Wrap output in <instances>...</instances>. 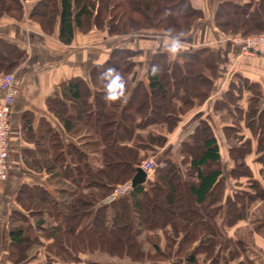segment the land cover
<instances>
[{
  "label": "trees",
  "instance_id": "obj_1",
  "mask_svg": "<svg viewBox=\"0 0 264 264\" xmlns=\"http://www.w3.org/2000/svg\"><path fill=\"white\" fill-rule=\"evenodd\" d=\"M23 1L0 0V18L5 13L16 19L22 17ZM254 4V0L242 3L220 0L215 12L216 26L245 36L263 33L264 6L253 10ZM203 16V9L192 0H38L30 12V17L46 33H53L58 24L59 39L64 44L72 43L76 30L88 31L93 25L119 36H135L152 29L161 30L162 35L169 37L191 35ZM139 53L127 46L113 48L104 63L90 70L94 90L76 77L61 84V97L48 99L50 111L67 132L78 137L79 145L69 143L66 147L60 134L50 124H44L36 149L23 152L26 167L45 172L48 177L47 186L23 183L18 190L16 201L21 210H14L9 216L10 249L16 256V264L28 258L36 259L37 255L31 256L29 251L44 236L49 240L48 264H72L79 260V253L87 251L117 254L116 245L123 248L120 251L123 256L142 260L147 252L139 237L154 229L162 231L174 243L179 238L186 250L197 243L187 255L190 264L197 262L198 253H205L210 264L228 260L224 250L229 247L225 249L222 244L231 238L222 232L212 209L220 200L218 190L225 181L222 156L217 137L205 120L196 125L189 141H183L182 152L188 155L193 179L183 180L176 163L167 159L156 167L153 178L146 179L149 188L144 181L131 186L123 196L103 202L117 185L132 181L138 173L140 157L149 145L143 141L141 131L168 123L169 119L176 120L179 115L175 114L192 108L195 97L209 96L212 78L207 70L217 73L221 61L220 50L211 47L181 52L182 63L162 50L155 51L148 55V86L140 82L134 87L138 65L134 57ZM24 54L18 46L0 37V70L16 67ZM235 76L248 90L257 91L250 96L251 102L262 99L258 83ZM202 77L204 83L199 80ZM235 84L230 86L235 88ZM110 90L116 99L107 98ZM181 91L183 95L178 98L183 102L182 107L175 111L174 97ZM248 114L257 123L259 118L264 119V108L256 106ZM262 130L260 136L264 137V124ZM153 131L148 134L150 145L163 146L167 135L158 132L154 136ZM237 149L231 147L233 151ZM252 181L257 189L259 182ZM161 194H165L174 219L164 216L159 224H148ZM249 200L252 204L254 197L249 196ZM238 204L232 205L233 212H240L236 221L247 215L243 210L246 207ZM194 213L197 224L191 221L190 226L186 217L191 218ZM254 229L260 230L261 225ZM236 244L245 247L241 238H237ZM154 247L161 254L160 245ZM247 261L253 264V259ZM85 264L113 263L89 260Z\"/></svg>",
  "mask_w": 264,
  "mask_h": 264
},
{
  "label": "crops",
  "instance_id": "obj_2",
  "mask_svg": "<svg viewBox=\"0 0 264 264\" xmlns=\"http://www.w3.org/2000/svg\"><path fill=\"white\" fill-rule=\"evenodd\" d=\"M192 1L203 9L206 17L200 24V27L196 28L185 40L169 36L149 35L139 36L122 42L110 38L107 33H98L97 30L92 29L85 34L76 30L72 43L64 44L59 39L58 24L54 32L49 35L42 30L39 24L32 23L27 18L23 21H17L9 16H5L0 20V37L18 46L25 52L16 67L10 70H0V79L4 73L9 72L14 74L18 90L12 112V166L0 208V248L1 251L4 250L2 251L4 255L0 256V260L3 261L2 264H13L6 257L10 245V237L9 226L5 218L12 211L21 210L16 201L19 188L23 183H39L47 186L48 175L45 172L38 173L27 168L23 160V152L27 149H36V140L44 131V124H50L60 134V139L66 147L69 143L79 145L78 137L67 132L62 122L50 111L48 99L54 96L61 97V84L76 77L82 78L94 90L90 79V70L94 65L104 63L109 58L113 48L127 46L140 51L137 55L138 65L135 70L136 80L134 87L140 82L148 86L147 60L150 53L162 50L168 53L171 59L182 63L179 54L183 51L202 47L220 50L221 61L219 63L217 78L214 80L213 94L209 96L203 106L190 109L185 114L180 115L181 118L186 117L187 119L182 121V124L192 123V127H194L202 120H205L211 122L213 126L214 124L216 125L214 117L218 118V110H211L207 106V102L216 103L218 100H221L224 97L223 93L228 87L229 81L232 80L231 77L234 75H240L250 79L252 82L258 83L264 97V55L242 54L238 46L216 33L213 20L208 13L215 14L218 8V1ZM174 42L179 44V48L176 51H172ZM262 99L264 100V98ZM1 100L2 93L0 91V102ZM249 101L250 97L247 98L248 103ZM70 103V101H67L68 105ZM29 127L32 129H29ZM214 127L216 129V126ZM215 133L218 139V128L215 130ZM172 136L173 134L167 135L168 143H171L173 140ZM263 152L261 151V153ZM258 159L254 160L256 162L254 164L255 167H250L252 168L254 178L264 181V162H259ZM224 234L226 237L234 238L230 233ZM255 242L259 247L264 249V237L256 232ZM30 251L31 256L37 255L35 260L41 258L40 253H37L38 249L35 247ZM240 261H243L241 257L234 264Z\"/></svg>",
  "mask_w": 264,
  "mask_h": 264
},
{
  "label": "rangeland",
  "instance_id": "obj_3",
  "mask_svg": "<svg viewBox=\"0 0 264 264\" xmlns=\"http://www.w3.org/2000/svg\"><path fill=\"white\" fill-rule=\"evenodd\" d=\"M37 1L38 0L23 1V14H22V17H20L19 19H16L12 17L11 15H8L5 13L3 14V16H1L0 20L5 16H9L10 18L15 19L17 21H23L24 19L27 18L32 23L39 24L37 21H35L34 19L30 17V12L33 9V7L36 5ZM214 1L220 2V0H214ZM230 1H236V2L242 3L243 1H246V0H230ZM254 2L255 4L252 6L253 10L260 8L261 5L264 6V0H254ZM208 14L213 20L215 30L218 35L222 36L225 39H235V38L239 39L240 41V43L238 42L239 45H236L233 42L232 43L239 47L242 54L250 53L243 49L244 47L243 45H245V42H248L249 38L258 36L260 34H264L263 32L260 34H251V35L245 36L241 32H236V33H232V31L225 32L221 28L216 26L215 14L213 13H208ZM205 17L206 16L204 14L202 21L205 19ZM198 27H200V24L196 28ZM92 29L97 30L98 33H102V32H104L105 34L107 33V35L110 38L117 40V41H122V42L132 40L139 36H149V35L164 36L162 35L161 30H157V29L147 30L142 34H138L135 36L134 35L133 36L111 35L108 32V29H104V30L99 29L95 25L91 26V28L88 31H85L86 29L82 30L81 33L85 34L91 31ZM48 34L50 35L52 33H48ZM189 36L190 34L186 36H177L174 38L179 39V40H185ZM134 59L138 60L137 56L134 57ZM5 74L7 73H4L3 75ZM207 74L210 78H212V86H211V90L209 94V96H211L213 94L214 83H215L214 80L217 78V73L212 74L211 72L207 70ZM231 79L232 80L229 81L228 87L223 93L224 97L221 100H218V102L216 103L207 102V106H209L211 110L213 111L218 110V118L214 117L216 121V125L214 124V126H216V129L211 124V122H209V124L211 125L214 135H216L217 132L215 133V130H217L218 128V139L217 140L219 143L220 152L222 156L221 166H223L224 176H225V181L221 189L218 190V195H219L220 200L217 202V204H215V206H213L212 209L214 210V212H216L214 214V217L216 219L217 224L222 229V232L226 234L230 233L234 237V238H231L230 241H226L224 242V244H222L225 249L229 247V249L224 250V253L226 257L228 258V260H221L218 262V264L219 263L220 264H234L235 261H239V257L243 259L245 264H249L247 263L248 262L247 260L249 258L253 259V264H264V249L259 247L255 242V232L259 233L261 236L264 237V196L260 197L261 194L264 195V181H259L258 179L254 178L252 168L250 167V166L255 167L254 164L256 162L254 160L256 158H259L258 159L259 162H264V154H263L264 152L261 153V151H264L263 150L264 137L260 136V133H262L263 131L262 127L264 124V119H262V117L259 118L260 126H258L259 122L257 123L252 122V119L249 117V114H248L249 111L251 109H254L256 106H258L259 108L261 107L263 108L264 100L261 99L259 102L256 100L251 102L250 100L248 103L247 98H249L252 94H256L257 91L254 90V88L253 90H248L246 86H244V82L241 81L238 76L234 75L231 77ZM199 80L204 83L203 77L200 78ZM231 83H236L235 88L233 86H230ZM239 87H241L242 89L239 90L238 89ZM182 95H183V92L181 91L179 94H177V96L174 97L173 102L176 105L175 111L179 109L178 107H182L183 102L178 98V96L180 97ZM209 96H207L206 98L205 97H202V98L195 97L194 103L191 109L193 108L196 109V108L203 106L205 101L209 98ZM262 98L264 97L262 96ZM183 114L185 113L175 114V115H179V118H176V120L169 119L168 123L165 122L162 125L157 124V125H153L149 127L148 129H143L142 131L140 130L141 134L143 135V141L145 143H149L148 149H146L143 152L142 157H140L141 158L140 165L146 161H153L156 163V167H158L161 164L163 165L165 160L171 159L173 160L174 163H176L177 165L176 169L181 174L182 179L186 181L187 179H193V172L189 170L188 155L182 152V147L184 146L183 141H189V135L191 134V132L194 131L196 126L192 127L193 126L192 123L182 124V121L187 120L186 117L185 118L180 117V115H183ZM183 130H185V132H183ZM149 131L150 132L153 131L152 135L154 136L158 135V132L164 133L165 135L173 134L172 136L173 140L171 141V143H168V140H167V142L163 146L153 145L152 147V144L150 145V140L148 138ZM232 146L233 147L237 146L239 147V149L233 151L231 150ZM243 159L248 160V163H246L248 166L244 163ZM241 163H244V164H241ZM254 170L257 172L255 168ZM154 175H155V170L149 177L153 178ZM252 180L259 182V185L257 184L258 186L257 189L253 188L254 182ZM129 183H131V181L124 183V184L117 185L113 193L119 186L121 187ZM7 185H8V182L5 186V189ZM144 185L145 187L149 188L150 186L149 181L146 180L144 182ZM5 189L1 195L0 208L2 205L3 196L5 195ZM236 191L237 193L240 191L243 193L241 195L240 194L237 195V193H235ZM123 195L124 194L117 195L115 199ZM110 196L106 197V199L103 202L109 203L107 199ZM249 196L254 197V201L252 204H250ZM157 200H158L157 206H155L153 210L154 217L152 220L147 221L148 224L149 223L159 224L163 220L164 216L166 218L174 219V217L172 216V214H170L168 210L169 206L166 204L165 194H161V197ZM236 202L240 203L238 204L239 207H241V205H244L246 207L243 210H244V214H247L246 217H243L239 219L238 221H236L235 218H236V214L238 215L240 212L232 211V205H234ZM178 204H179V200H178V203L176 204L177 210H179ZM195 213L191 216V218L186 217L187 215L185 216L190 226L192 223L191 221L197 224L198 218ZM9 216L10 214L7 215L5 218L6 223H8V226H9ZM259 224L261 225V229L255 230L254 228ZM221 225H223L224 227ZM168 228H172L171 225H168ZM210 231H212V229H210ZM33 235L31 234V236ZM237 238H241L243 239V241H245V247L242 245L236 244ZM139 239L142 241L143 248L147 252L146 255L141 257L142 260H134L127 255L123 256V254L120 253V251L123 248L116 245L115 250L117 254H110L108 252H102V251H94V252L87 251V252L79 253L78 254L79 260L76 262H73L72 264H85L86 261H89V260L108 262V263H113V264H185V263L190 264L186 261L187 255H190L193 251L194 246L197 245V243L193 244L191 248H187L186 250L185 245L181 247L179 238L177 239L178 242L175 241L174 243L172 242V240H170V238H167L163 234L162 231L156 230V229L146 230L143 234L140 235ZM40 240L41 242H38V244H36L34 247L38 249L37 253H40L41 258L39 260L38 259L35 260L33 258L29 260L28 258L17 264H48L46 245L49 243V240L47 236L40 238ZM154 244L160 245V248L162 250L161 254L158 253V250H156V248L154 247ZM218 247H219V244H218ZM130 250L136 253L133 247H130ZM209 250H212V249H209ZM2 251L0 248L1 257L4 255ZM12 253H13L12 247L10 249V245H9L8 254L6 255L7 260L12 262L13 264H16L17 261L14 260L16 256H14ZM29 253L31 255V251H29ZM237 256L239 257L237 258ZM2 263L3 261L0 260V264ZM210 263H211V260L207 259V255L205 253H198L197 262L193 264H210ZM215 264H217V262H215Z\"/></svg>",
  "mask_w": 264,
  "mask_h": 264
},
{
  "label": "built area",
  "instance_id": "obj_4",
  "mask_svg": "<svg viewBox=\"0 0 264 264\" xmlns=\"http://www.w3.org/2000/svg\"><path fill=\"white\" fill-rule=\"evenodd\" d=\"M236 45H239V39H229ZM239 42V43H238ZM243 49L250 54H264V34L254 36L245 42ZM0 91L2 100L0 102V201L1 195L8 182L11 171V133H12V112L17 97L16 78L14 74L7 73L0 79ZM140 168L146 171L147 177L151 176L156 168V163L146 161L140 165ZM131 183L119 186L115 192L107 199L111 202L117 195L127 193L131 188Z\"/></svg>",
  "mask_w": 264,
  "mask_h": 264
},
{
  "label": "water",
  "instance_id": "obj_5",
  "mask_svg": "<svg viewBox=\"0 0 264 264\" xmlns=\"http://www.w3.org/2000/svg\"><path fill=\"white\" fill-rule=\"evenodd\" d=\"M147 178L148 177H147L146 171L143 170L142 168H139L138 173L136 174V176L131 181V185L136 186L137 184L146 181Z\"/></svg>",
  "mask_w": 264,
  "mask_h": 264
},
{
  "label": "clouds",
  "instance_id": "obj_6",
  "mask_svg": "<svg viewBox=\"0 0 264 264\" xmlns=\"http://www.w3.org/2000/svg\"><path fill=\"white\" fill-rule=\"evenodd\" d=\"M179 48V44L178 43H173V46H172V51H176L177 49ZM109 71H112V70H109ZM155 71V69H154ZM108 99L112 100V99H116V95L114 93L111 92V90L109 91V95L107 97Z\"/></svg>",
  "mask_w": 264,
  "mask_h": 264
}]
</instances>
